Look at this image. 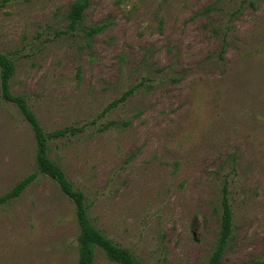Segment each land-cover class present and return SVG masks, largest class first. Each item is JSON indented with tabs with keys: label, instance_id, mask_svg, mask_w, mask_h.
I'll return each instance as SVG.
<instances>
[{
	"label": "rangeland",
	"instance_id": "obj_1",
	"mask_svg": "<svg viewBox=\"0 0 264 264\" xmlns=\"http://www.w3.org/2000/svg\"><path fill=\"white\" fill-rule=\"evenodd\" d=\"M0 0V52L92 224L142 264H264V0ZM114 105V103H116ZM0 264H77L74 203L0 86ZM94 264H118L96 250Z\"/></svg>",
	"mask_w": 264,
	"mask_h": 264
},
{
	"label": "trees",
	"instance_id": "obj_2",
	"mask_svg": "<svg viewBox=\"0 0 264 264\" xmlns=\"http://www.w3.org/2000/svg\"><path fill=\"white\" fill-rule=\"evenodd\" d=\"M89 6V0H75L70 6L69 18L73 24L80 23L83 14ZM15 74V64L6 54L0 52V86L2 98L16 105L33 130L36 140V163L38 171L52 178L61 191L74 203L76 218L79 225L78 260L77 264H94L96 250L101 249L108 260L118 264H142L127 248L121 247L110 240L102 231L97 229L88 216L85 204V194L74 188L64 170L48 156L49 141L74 133V129L66 127L52 132H45L38 119L32 112L26 97L11 92L10 82ZM117 104L114 103V105ZM35 175H28L17 182L7 193L0 196V205L8 203L22 195L34 181ZM222 213L220 218L219 239L213 254L207 264H220L227 242L232 233V209L228 200V187L223 188Z\"/></svg>",
	"mask_w": 264,
	"mask_h": 264
}]
</instances>
